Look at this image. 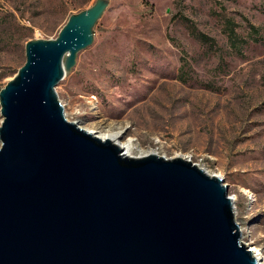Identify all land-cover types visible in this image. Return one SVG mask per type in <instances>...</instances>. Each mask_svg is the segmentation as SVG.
<instances>
[{"label": "water", "instance_id": "1", "mask_svg": "<svg viewBox=\"0 0 264 264\" xmlns=\"http://www.w3.org/2000/svg\"><path fill=\"white\" fill-rule=\"evenodd\" d=\"M108 5L28 40L0 89V264H259L222 177L181 156H127L66 117L56 84Z\"/></svg>", "mask_w": 264, "mask_h": 264}, {"label": "rangeland", "instance_id": "2", "mask_svg": "<svg viewBox=\"0 0 264 264\" xmlns=\"http://www.w3.org/2000/svg\"><path fill=\"white\" fill-rule=\"evenodd\" d=\"M94 1L0 0V89L28 40L55 38ZM56 91L94 134L121 131L133 154L181 156L222 177L241 240L264 256V0H109Z\"/></svg>", "mask_w": 264, "mask_h": 264}, {"label": "bare ground", "instance_id": "3", "mask_svg": "<svg viewBox=\"0 0 264 264\" xmlns=\"http://www.w3.org/2000/svg\"><path fill=\"white\" fill-rule=\"evenodd\" d=\"M93 131V130H92ZM101 138H110L112 139L113 142L117 143L121 149L123 150V153L127 156H139V155H144L149 153L148 151H141L139 154H133L132 153V148H133V139L132 138H127V139H122L123 134L121 131H116V132H105L101 133L99 135ZM239 230L242 236V233L244 232V228L239 226ZM246 244L248 245L249 249L252 250L253 254L258 258L259 264H264V256L260 249L257 246H254L250 241H246Z\"/></svg>", "mask_w": 264, "mask_h": 264}, {"label": "trees", "instance_id": "4", "mask_svg": "<svg viewBox=\"0 0 264 264\" xmlns=\"http://www.w3.org/2000/svg\"><path fill=\"white\" fill-rule=\"evenodd\" d=\"M228 24L230 25V22ZM251 32H252L251 33L252 36L258 37L259 31H257L256 27L252 26ZM228 34H229V39L231 41V44H233V45H235L238 40H241L239 38L238 34H236L234 28L231 27V25L229 26ZM202 38L206 39L205 36H203ZM181 77H182L183 80H185V78H184V76L182 74H181Z\"/></svg>", "mask_w": 264, "mask_h": 264}]
</instances>
